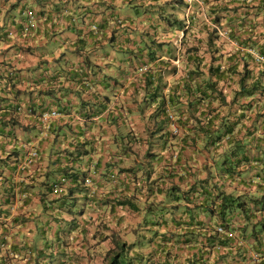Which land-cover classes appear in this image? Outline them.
<instances>
[{
  "label": "trees",
  "instance_id": "16d2710c",
  "mask_svg": "<svg viewBox=\"0 0 264 264\" xmlns=\"http://www.w3.org/2000/svg\"><path fill=\"white\" fill-rule=\"evenodd\" d=\"M149 9L156 16L140 25L123 12L112 18L104 39L118 44L117 63L111 57L102 67L84 58L76 68L38 72L52 83L38 91L42 95L75 92L61 90L59 76L79 83V120L49 125L44 139L53 143L49 156H75L69 166L51 160L57 167L38 183L39 198L17 196L22 205L40 206L38 213L18 214L10 222L0 218V264H264V0H165ZM181 9L183 17L176 12ZM28 21L27 16L19 27L27 34L36 28L35 19ZM156 29L168 34L157 35ZM174 32L182 33L179 47ZM130 76L129 100L80 96L91 83L121 87ZM55 99L59 106L57 94ZM109 102L113 108L104 117ZM126 103L146 118L142 131L125 121ZM95 116L104 117L97 130ZM29 131L38 134L36 126ZM68 138H75V149L54 146ZM94 142L116 144L117 154L105 164L114 174L104 170L89 178V169L75 168ZM141 142L142 159L123 164ZM167 142H174V160L162 152ZM28 158L38 161L39 150ZM13 195L7 194L6 203ZM97 204L108 208L114 226L106 213L105 222H96ZM119 210L143 215L137 225L123 226ZM30 221L33 226L16 232V224ZM50 222L57 226L52 232ZM246 242L256 257L248 255ZM190 245L197 249L186 251Z\"/></svg>",
  "mask_w": 264,
  "mask_h": 264
},
{
  "label": "crops",
  "instance_id": "0c3cea01",
  "mask_svg": "<svg viewBox=\"0 0 264 264\" xmlns=\"http://www.w3.org/2000/svg\"><path fill=\"white\" fill-rule=\"evenodd\" d=\"M164 1L0 0V211L7 210L9 212L6 216H0V218L5 222H10L12 217L18 214L33 216L34 213H38L41 209L40 206H31L27 203L22 205L17 196L21 194L23 198H29L33 196L32 194H35V197L39 198L42 191H38V183L45 178L46 173L51 174L57 167L51 160L53 158L58 159L60 166H66L67 164L69 166L71 156H75V154L69 155L67 152L60 153L57 156L55 154L49 156L53 143L45 142L44 139L47 132H49V125L55 127L64 124L68 120H79L74 115L77 114L76 110L78 108L76 91L81 89L79 83L74 80L76 78L74 76L58 77L57 82L61 85V90L72 89L75 92L69 91L63 93V95L56 93L60 98L58 100L60 105L57 106L56 94L53 96L38 93L40 89L52 84L50 81L45 83V77L39 76L38 72L43 70L44 73H51L61 67L76 68L81 65L84 58H91L102 67L106 62H113L111 57L114 60L117 59V63L122 56V54H116L115 52L118 44L114 43L113 46H109L104 39V34L108 35L111 31L112 18L119 12H123L125 15H132L139 19L138 25H140L144 22V18L150 21L156 16L153 10L150 11V6ZM134 4L137 5L136 8L133 7ZM28 11L33 12L36 28L27 34L25 30H19V27L22 22L27 20ZM184 11V9H181L176 12L178 16L183 17ZM73 21L75 24H72ZM102 26L104 27L102 28ZM101 29L104 31L103 35ZM166 31L168 29H156L155 33L164 35ZM173 34L178 36V45L182 33L174 32ZM123 35L127 36L128 34L123 33ZM80 39H83V47H81ZM106 51H109L107 56L104 55ZM172 51L176 53L175 48ZM107 69L105 68L104 71H107ZM133 80L134 77H127L121 87L116 86L115 88L112 85L104 88L100 87L98 83H91L88 91L82 92L80 96L95 101V96L100 98L103 94H106L109 97L117 95L121 100H129L133 94H129L130 91L127 92V90H129L128 86L132 85ZM70 100L73 101V104H68ZM126 104L127 111L124 108L125 121H128L135 131H142L146 127V118L141 119L139 117V112L135 110L137 109L136 106H130V103ZM94 108L92 107V109ZM111 108L113 106L109 102L102 115L105 117ZM53 110L56 111L55 115L50 114ZM73 116L74 119L72 120ZM104 117H94L93 127L95 130L100 125V121L104 120ZM32 126L37 127L38 134L36 136H32L29 131ZM113 131L114 129L110 132V138L111 134H114ZM74 139L68 138L64 142H56L54 146L60 150L64 148L73 150L78 145ZM81 139L80 137L79 140ZM144 143L141 142L132 146L133 151L131 152L133 153H129L123 159V164L135 165V161H138L139 158L142 159L146 149ZM173 143H165L162 150L166 157L172 155V160H174L176 154V150H172L175 146ZM94 146L95 149L90 154H82L78 157L81 159V163H75V168L80 171L89 169V173L84 176L89 178L93 174H98L104 170L114 174L115 169L106 168L105 164L109 158L117 154L116 144L113 142H94ZM84 148H87V144L84 145ZM33 150H39L40 159L31 163L28 162V156L29 152ZM161 164H164L163 158H161ZM62 176L64 175H60V177ZM54 177L58 178L59 176L56 174L51 179ZM28 183L30 185H26ZM8 193L14 194L11 203H6ZM95 195L100 196L99 191L95 192ZM95 211L96 216L98 215L96 222L103 219L105 222L107 218L103 216L105 213L109 215L108 208L97 204ZM119 211L124 216L123 226L128 225V227L137 225L143 215L141 212L130 210ZM109 216L111 225L114 226L115 220L112 219L111 215ZM204 219L206 225H210V219L207 216H204ZM232 219L236 223L239 222L238 215H233ZM30 225L33 226L32 221L24 223L23 226L21 223L16 224V232L22 229L21 227L25 228ZM52 225L51 222L48 225L50 227L49 232L57 227L55 223H52ZM33 235L34 233H32ZM245 246L248 255L253 254L247 242ZM196 249L197 247L191 246L186 251L192 252ZM174 250L179 252L181 249L174 247Z\"/></svg>",
  "mask_w": 264,
  "mask_h": 264
},
{
  "label": "built area",
  "instance_id": "2783aa9c",
  "mask_svg": "<svg viewBox=\"0 0 264 264\" xmlns=\"http://www.w3.org/2000/svg\"><path fill=\"white\" fill-rule=\"evenodd\" d=\"M189 4L191 3H194L198 0H187ZM27 16L29 17V21H28V24L31 25L32 24V20H33V12L32 11H28L27 12ZM51 115H55L56 114V111H51L50 113ZM46 116V115H45ZM170 117L172 118V115H170ZM56 189H58V186H55ZM220 229V228H218ZM253 257H256V254H252Z\"/></svg>",
  "mask_w": 264,
  "mask_h": 264
}]
</instances>
